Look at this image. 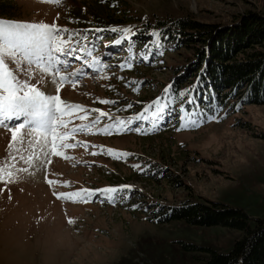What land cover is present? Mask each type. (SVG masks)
<instances>
[{
    "label": "rangeland",
    "instance_id": "374dc122",
    "mask_svg": "<svg viewBox=\"0 0 264 264\" xmlns=\"http://www.w3.org/2000/svg\"><path fill=\"white\" fill-rule=\"evenodd\" d=\"M6 1L13 3L15 14L9 20L55 23L69 31L87 32L89 41L96 38L93 54L103 56L107 67L94 70L83 59L69 57L67 71L83 68V75L60 82L62 100L88 111L85 120L79 118L82 110L73 111L75 118L69 126L94 119L99 113L92 110L97 107L108 113L100 119V127L113 124L116 117L128 118L125 111L135 108L149 113L151 122L134 134L132 130L105 134L94 129L74 133L67 139L72 146L60 149L63 156L48 152L41 163L40 181L31 179L33 164L27 158L33 150L27 145L16 144L11 150L15 158L6 159L11 134L0 127V166L5 170L0 181V264H201L207 254L183 244L227 253L243 233L219 225L193 226L183 220L159 223L147 216L155 214L158 206L208 201L243 209L252 224L264 218V103L248 104L218 122L181 131L175 130L179 107H171V115L154 128L155 106L148 107L156 97L161 106L168 103L163 89L176 77V66L187 64L193 56L189 47L165 48L161 40L157 50L149 35L157 19L189 17L212 27L227 26L242 15L264 16V0ZM107 14L118 21L108 24ZM124 26H134L135 34L120 44L112 43L120 34L109 29ZM139 37L151 52L147 59L141 54L144 49H134ZM104 41L107 49L101 47ZM77 54L91 60L87 52ZM125 60L132 66L120 67ZM168 121L170 127L155 131ZM133 122L143 123L142 118ZM149 128L154 132L139 137ZM108 148L116 151L109 154ZM117 152L131 155L117 157ZM136 164L143 171L133 167ZM9 170L14 173L11 181ZM161 170L172 176L159 178ZM125 184L132 186L124 190L127 199L115 204L101 192L93 193L88 202L59 195Z\"/></svg>",
    "mask_w": 264,
    "mask_h": 264
},
{
    "label": "snow or ice",
    "instance_id": "6c2138e0",
    "mask_svg": "<svg viewBox=\"0 0 264 264\" xmlns=\"http://www.w3.org/2000/svg\"><path fill=\"white\" fill-rule=\"evenodd\" d=\"M109 30L114 34H120L118 39L112 41L115 44H120L121 41H126L129 36L135 34L134 26L112 27ZM95 31L102 30L96 29ZM149 35L153 38L158 50L162 46L160 40L166 39V37H162L158 29L152 30ZM95 40L96 38L93 37V40L89 41L87 32L69 31L66 27H59L55 23L0 19V127L7 128L11 134L10 151L6 159L15 158L11 154V150L15 149L16 144H20L22 147L27 145L33 150V155L28 157V161L31 163L33 156L38 158L41 152L47 155L50 151L57 156H63L64 153L60 149L71 147L72 145L67 143V139L77 132L85 130L90 132L94 129L97 133L111 134L113 131L120 133L125 130H133L130 125L133 120L141 119L139 113L129 116L126 120L116 117L113 124H104L100 127L98 126L100 119L107 116L108 113L100 112L99 109L92 110L99 112L100 115L87 123L69 126L70 119L75 118L73 111L82 110L84 112V115L79 117L81 120L86 119L88 111L83 105L62 100L58 94L60 82L69 77L78 79L80 75H83V68L75 69L70 73L67 71L71 67V61L68 58L77 56V52H87L91 57V60L83 56L77 57V59H83L86 66L100 71L107 67L100 56L93 54ZM143 48L148 52L147 44ZM148 54L151 55V52ZM143 59H147V56H143ZM125 63L128 67L132 66L125 60L120 64V67H124ZM49 85H55L56 94L47 90ZM198 87L199 78L197 83L178 90L175 95H170L171 85L165 87L163 93L168 97V103L161 106L159 104L160 97H156L148 106H155L152 112V128L156 127L165 115H171V106L176 104L179 105V127L175 129L176 131L198 129L209 121L218 122L221 105L201 107L197 102L199 96L193 95ZM102 103H113V101H102ZM234 107L239 108L240 105L237 104ZM144 119H148V117L145 116ZM134 130L141 132L142 128L136 127ZM114 151L116 150L112 148L107 149L109 154ZM129 155L131 154L128 152H117V157ZM133 167L143 171L138 164ZM6 174L11 181L14 173L9 170ZM4 178L5 170L3 166H0V181H3ZM48 182L51 183V181ZM131 188L132 186L127 184L96 189L81 188L59 195L70 200L88 202V197L93 193L101 192L108 202L115 204L127 199V193L124 190ZM131 207L136 208L137 205L132 204ZM68 222L72 223L73 221L69 218Z\"/></svg>",
    "mask_w": 264,
    "mask_h": 264
},
{
    "label": "trees",
    "instance_id": "16d2710c",
    "mask_svg": "<svg viewBox=\"0 0 264 264\" xmlns=\"http://www.w3.org/2000/svg\"><path fill=\"white\" fill-rule=\"evenodd\" d=\"M12 8L11 1L0 0V17L13 18L15 14L11 12ZM107 15L108 24L118 21L113 14ZM152 28L158 29L162 37H166L161 39L165 48L189 47L192 50L193 56L187 58V64L175 68L176 77L169 82L172 87L170 95L197 83L199 78V87L193 95L199 96L197 102L201 107L221 105L218 113L220 119L226 113L244 109L248 104L264 103V16L256 13L242 15L227 26L221 24L216 27L197 23L189 17H168L157 19ZM133 44L135 50L144 49L141 37ZM125 47H129V43ZM141 54L148 58V52ZM237 104L239 108L234 107ZM171 107L177 109L179 105ZM138 112V108L125 111L127 114ZM171 176L161 170L159 178ZM147 217L159 223L183 220L193 226L219 225L243 233L227 253L212 247L198 248L183 244L184 248L201 250L207 254L200 260L201 264H264V218L254 219L252 224V219L243 209L221 202L184 201L178 206H158L157 212Z\"/></svg>",
    "mask_w": 264,
    "mask_h": 264
},
{
    "label": "bare ground",
    "instance_id": "6f19581e",
    "mask_svg": "<svg viewBox=\"0 0 264 264\" xmlns=\"http://www.w3.org/2000/svg\"><path fill=\"white\" fill-rule=\"evenodd\" d=\"M50 93L54 94L56 87L55 85H49L47 89ZM70 101V100H69ZM33 155V154H32ZM49 154L45 155L44 153H40L38 158L36 156H33L32 160V167L30 169L31 173V179H34L36 181H40L42 177V169L41 168V163L44 162L48 158ZM28 159V158H27Z\"/></svg>",
    "mask_w": 264,
    "mask_h": 264
}]
</instances>
